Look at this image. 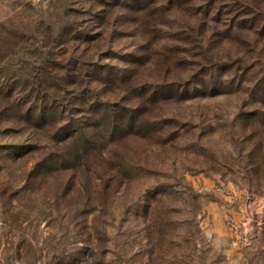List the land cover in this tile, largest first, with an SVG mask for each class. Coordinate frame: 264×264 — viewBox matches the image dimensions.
<instances>
[{"label":"rangeland","instance_id":"374dc122","mask_svg":"<svg viewBox=\"0 0 264 264\" xmlns=\"http://www.w3.org/2000/svg\"><path fill=\"white\" fill-rule=\"evenodd\" d=\"M223 2L213 21L145 10L141 21L164 24L145 30L119 9L105 40L86 45L53 40L68 20L95 32L100 5L0 0V74L21 77L45 53L52 73L84 85L97 67L90 97L120 120L111 138L109 111L79 104L83 86L64 81L63 122L36 123L32 98L1 95L0 264H264V0ZM144 83L205 95L133 93ZM76 122L86 133L63 140Z\"/></svg>","mask_w":264,"mask_h":264},{"label":"trees","instance_id":"16d2710c","mask_svg":"<svg viewBox=\"0 0 264 264\" xmlns=\"http://www.w3.org/2000/svg\"><path fill=\"white\" fill-rule=\"evenodd\" d=\"M84 3H88V6H95V5H100L101 8L97 10L96 12H93V14H89L90 16L92 15V19L96 22L95 23V32L89 33L85 27L84 29L81 30H75L73 27V22L71 20L66 21L68 24L66 31L62 30V33L57 36L59 40H53L55 44H62L66 42L71 43L72 41H79L84 44H91L94 43V41H97L96 43H100L105 40L107 33L106 29L109 27V23L111 19H113V22H116V14L118 15L119 9L127 10L129 12H133L137 16L135 17L133 25H135L136 29L141 28V30H145L148 27H151L152 25L160 24L164 25L162 22H157L155 20H152L151 18L149 21H141L142 19H139V14L143 13L145 14V10H149L152 12H170L174 9H186L189 10L192 15L199 14L201 17H198L199 21L204 20L207 18V15L210 14V17H208V20L213 21L216 19V17H220V14L222 13L221 10L225 9V4L222 6L224 3L223 0H83ZM216 3V4H214ZM222 6V7H221ZM117 11V13H116ZM88 13V12H87ZM162 15V14H161ZM224 15V14H223ZM146 17V16H145ZM144 17V18H145ZM143 18V19H144ZM134 19V18H133ZM133 21V20H132ZM218 21V20H216ZM70 25V26H69ZM119 25V23H118ZM81 27V26H80ZM87 27V26H86ZM113 33H116L115 31H112ZM106 34V35H105ZM49 37H52L48 35ZM64 36V38H62ZM44 39V37H43ZM42 39V40H43ZM47 45L41 44V48H46ZM29 51V50H28ZM33 53L34 51L31 50ZM49 55L51 53V50L49 49L48 51ZM185 53V51L183 52ZM47 56V54H44ZM43 57L41 60H34L33 62L37 64V66H31L32 68L28 72H24L21 77L19 75L13 74L10 77H6L5 75L0 74V97L2 94H5L7 97H14L12 99L13 103L16 101L17 106L20 104V106H23L22 104L26 103L28 99H33V106L28 107L26 110L29 111L31 114L29 116L30 119H34L36 123H40L43 121L45 114L50 112L53 115V119L56 121H64V117L62 116L61 110L59 109V102H58V97L55 94L56 91V83L60 81H64V84H75L76 86H83V91H81L82 97H76L77 102L82 105H97L102 107L103 110H105L107 113L109 111V115L113 118V127L112 129L108 130L107 132L111 138L114 137L113 131H115V123H118L120 120H118L117 116L115 117V111L110 110L107 108V105L110 104L108 100H99L98 97L95 95V99L90 97L91 91L93 93V90L89 88L92 82L94 83H100L95 76L99 77L101 72L97 67L92 68L91 74H88L89 77H93L94 80L89 81L87 84L84 85L82 83L80 78H83L82 75L80 74L78 77L76 76L73 80H70L71 77H74L72 74H68L66 77H64V73H60V70H57V72L52 73L53 70L56 69V65H54V61L50 60L48 57ZM109 58H112V56H108ZM40 63V65H38ZM48 64V66H47ZM60 69V68H59ZM79 74V73H78ZM114 77L113 79L119 78L120 80L125 77L126 74L121 73L120 71L113 72L112 74ZM23 77V78H22ZM103 85V84H101ZM168 85L170 86L171 84H156L152 86L150 83H144L142 85H135L132 88L133 93L135 94H140L144 95V93H150L151 96L156 97V98H165V97H171L170 95H175L179 94L178 97L181 99H185V97H188V95H192L189 97H194L198 94L200 95H205L204 91H201L199 93L195 94H188L187 92L189 91L187 87L183 88L180 92L179 90H172L168 89ZM47 87L53 88L52 91L48 90ZM61 90L64 91V88ZM127 90H125L126 92ZM26 92L27 94H24ZM13 93L15 95L13 96ZM67 93H74V91L67 92ZM218 92H214L216 94ZM207 94V93H206ZM80 95V96H81ZM167 95V96H166ZM199 95V96H200ZM213 95V94H211ZM133 98V97H132ZM127 101L130 100V97L126 98ZM124 99V101H126ZM140 101V100H138ZM107 104V105H106ZM117 111L121 109H125L126 112L130 111L131 113L134 111L135 108H132L131 105H126L123 102L117 104ZM33 111V112H31ZM125 114V113H124ZM134 116V115H133ZM130 115L128 124L130 125L132 123V117ZM20 117V116H19ZM114 117L116 119H114ZM124 119H126V114L123 116ZM67 119V118H66ZM54 122V121H53ZM54 124V123H53ZM84 124L76 122V124H70V126L63 127L61 129L62 131V139H69L74 136L78 135H84L85 129H84ZM121 128V126L119 125ZM107 129V128H106ZM122 130V129H121ZM60 130L55 131L53 134L50 135V140L52 142L57 141V137L59 134ZM65 137V138H64ZM102 179L104 177H101ZM156 192H158L156 190Z\"/></svg>","mask_w":264,"mask_h":264}]
</instances>
